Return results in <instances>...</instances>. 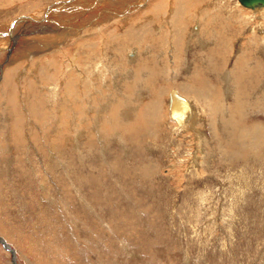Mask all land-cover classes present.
<instances>
[{"label":"rangeland","instance_id":"rangeland-1","mask_svg":"<svg viewBox=\"0 0 264 264\" xmlns=\"http://www.w3.org/2000/svg\"><path fill=\"white\" fill-rule=\"evenodd\" d=\"M58 1L63 0H0V41L6 27ZM214 1L210 0V9ZM225 1L236 6L234 8L239 10V16L245 19V23L249 21L243 24L242 36H235L234 39L233 28L238 32L239 26L234 24L232 18L224 14L219 16L220 22L229 23V30L222 31L225 33L222 39L228 47L231 45V49L226 51L223 61L225 59L228 69H232L235 55L242 49H248L243 46L240 50L241 41L252 37V34H255L254 38L264 35V11L252 13L238 5L236 0ZM168 2H173L171 5L175 8L180 2L183 5L187 1ZM136 12H132L130 20L139 16L140 12ZM118 17L111 15L108 21L102 20L100 24L111 19L117 21L113 27L116 35L119 33L121 36L125 33L122 29L125 23H120ZM86 21L90 19L84 20L87 28L89 25ZM156 24L154 22L153 26ZM161 24L160 30L163 31L158 33L159 38L164 36L163 32L170 30L172 33L170 25L171 29ZM131 25L133 30L135 24L131 22L126 23L125 27ZM192 25L194 22L187 23L185 27L187 33H192L191 43L188 42L186 46L187 53L185 51L188 62L185 69L178 68L174 79L171 74L166 75L169 61L167 58V63H163V51L169 48L164 42L157 41L155 45L145 46L143 42L131 44L119 36L120 39L112 43L122 48L128 60L134 58L125 54L128 47L137 45L143 51L131 64H124L122 54L115 59L119 74L128 66L132 75L129 73L125 88L116 83L115 86L111 85L112 88L117 86L112 95L114 98L109 101L111 109L109 106L108 110L100 109L104 102L95 101L100 111L102 137L96 138L91 130L83 132L80 155L73 147L71 138H60L51 133L44 137L43 128L36 129L28 120L30 114L24 116L27 121L23 129L17 122L14 125L17 130L8 129L11 131L5 133L1 128L0 238L9 246L12 255L0 243V264H264V148L255 146L244 150L237 146L234 135L235 129L249 127L252 123L264 126V108L251 110L250 98H244L242 115H239L237 104L241 99V92H238L242 89L249 93L251 88L256 87V82H250L256 80L259 73L252 71L247 74L241 89L239 83L223 85L222 88V78L220 80L216 74L206 72V66L203 71L200 60L210 54L207 50L213 47V43L204 48L202 55L198 54V50L203 48L197 41L198 37H195L198 33L191 31ZM260 25L262 30L258 28ZM23 32L0 51V91L4 89L6 97L12 93L14 101L19 103L18 109L25 113V109L30 111L23 104L21 106L25 88L27 84L37 85L36 73L47 71V57L53 56H49L53 40L48 36L52 34L46 32L25 35ZM68 34H64L62 40L71 45L69 40L76 38V35ZM186 35L181 39L187 43ZM69 45L68 48H71ZM262 49L247 52L255 55L252 61H258L256 67L260 73L264 70ZM148 52L154 59H150ZM181 55L182 51L175 56ZM78 62H75L77 67ZM200 63L199 74L209 79L210 85L220 87L218 91H226L221 109L227 105V112L223 115L235 124L231 126L234 132H227L218 126L216 111L211 116L214 119L209 118L212 126L207 129V114L210 115V111L201 101V115L197 123L191 124L190 121L192 128L187 123L180 127L174 123L171 125L168 122L166 125L159 122L156 126L160 130L157 129L156 136L145 133L146 123L141 115L148 101H163L160 100L163 103L161 117L167 109V88L174 87L181 80L194 83L196 87L207 86L204 81L191 80L186 76L191 70L194 71L190 75L196 74ZM104 75L108 77V83L119 82V75L113 74L114 80L111 73ZM34 79L37 80L35 83L32 82ZM234 86H237L238 92ZM39 89L44 95L45 91L40 85ZM235 90L238 100L231 97ZM261 90L259 96L263 95L264 87ZM2 96L1 92L0 99ZM216 101L213 100V104ZM14 110L9 107L4 117H12ZM107 118L118 119L115 122L118 125L112 127V121H106ZM86 127L84 124L83 128ZM115 129L119 135L117 137L113 136ZM212 130L216 136H213ZM30 131H33L32 134ZM220 149L238 151V157L225 160L229 155L222 153V157ZM62 158H65L62 160L63 167L59 160Z\"/></svg>","mask_w":264,"mask_h":264},{"label":"bare ground","instance_id":"bare-ground-1","mask_svg":"<svg viewBox=\"0 0 264 264\" xmlns=\"http://www.w3.org/2000/svg\"><path fill=\"white\" fill-rule=\"evenodd\" d=\"M150 1L153 0H63V1H58L56 4H51L49 6H46L44 9L40 10L41 12L38 11V13H34L33 15L26 16L20 21L6 27L5 30L3 31L4 35L0 41V51L3 48H5V46H7L9 42L12 41L14 42L16 36H19L21 31L22 32L24 31L23 35L27 33L30 34V33L46 32V34H52L48 36L50 37V39L53 40V42L51 43L52 46L49 43L51 46L49 47L50 48L49 56L51 55L53 56L47 57L46 63L49 66L46 68L47 71L43 72L41 70V72L36 73L35 78H37L38 80L37 85H34L32 83V84H27L26 88L24 87L25 93L23 92L24 97H23V102H21V106L23 104L25 108H30V111H27V109H25L24 110L25 113L21 112L18 109L19 103L15 102L14 99L12 98L13 94L11 93L9 95L11 98L9 96L6 97L7 93H5L4 89L3 90L1 89L2 91H0V95L2 92L3 96L0 99V116H1L0 130L2 128L3 132L7 133L6 131L8 129L15 128L14 127L15 122H17V124L20 125L21 129H23L25 127L24 124L27 121L24 120V118L26 117L27 114L28 115L30 114L28 120L30 119V123L33 124L36 129L38 128L42 130L43 128L44 137L51 133L60 138H68V139L71 138L73 142V147L79 153L78 155H80V151H81L80 148H82L83 145V141H82L83 132H87L91 130V132L96 135V138L101 139L102 137V133L100 131L101 122H99L100 118L98 115L100 111L99 108L98 109L96 108L97 103H95V101L97 102L101 101L102 103L104 102L103 107L101 106L100 109L105 108L106 110H108V106L111 109L112 104L110 102L113 97L112 95L114 89H116L117 87L116 86L115 88H112L111 85L115 86L116 83L118 86L121 87L124 86L125 88V86L127 85L126 83H128L130 74L132 75L130 69H128V66L126 68H123L120 74H119L120 70L116 69L117 67L115 63L117 61L115 62V59L116 58L119 59V55L121 56V54L122 56H124V51L122 50V48H120V46L117 45L115 46L114 44H112L115 40L120 39L119 38L120 35H118L119 33L116 35L115 29L113 27L114 25H117L116 24L117 21H113L111 19L110 20L111 22L109 21L100 24L102 20H103L102 22L108 21L111 15H115L116 17L119 16L118 19L120 18L119 20L122 21V22L120 21V23L122 24L125 23L126 25V23L128 24V22H131V24H135L134 26L136 29L134 28L133 30H131L133 27L132 25L127 27H125L124 25L125 29L124 27H122V29L125 32L123 35L121 34V36H123V40L125 41L128 40L131 44H137V43L140 44L143 42L145 46L155 45L157 41L164 42V44L167 45L169 50H167L166 52L163 51L165 55V61H163V63L164 62L167 63V58H168L169 64L167 66L168 70H166L167 71L166 75L171 74V77L173 79L177 76V73L175 72H178V68L185 69L186 63L188 62V60L185 58V51L188 50V47H186L188 42L191 43L190 36L192 33L186 32L185 27L187 23L192 24V22H194V26L192 25L193 28H191L192 29L191 31L198 33V36L195 37H198L197 41L200 42V46L203 48L198 50L199 52L198 54L201 53L202 55L204 53L203 50H205L204 48H206V46L208 45L210 46V44L213 43V47L211 46L210 49L207 50V52L210 54L200 59L202 61L203 66L201 65V63L200 65H198L197 73L194 75L193 74L190 75L189 73L194 71L191 70L188 74H186V76H188L191 80L204 81L205 84L209 87V90L208 87L205 85L204 87L203 86L196 87L194 86L195 85L194 83H186L185 81L182 80L181 82H176L174 85L173 84L175 82L174 81L172 83L174 87L167 88L168 89V90L166 89L167 92L165 91L167 95V100H166L167 109L165 110V113L161 111L163 112L162 114L164 115H161L160 117V108L163 109V103H162L163 101L161 99L160 100L162 102L157 99L153 101L150 100L146 103L147 106H144L141 116L143 118V121H145L146 123V126L144 125L145 133H148V135L156 136L157 129L160 130V127L158 128L156 126L157 124H159V122L163 124L165 123L166 125H168V122L171 125L174 123L175 126L179 125L180 127L183 126V124L185 125V123H187L189 124V127L192 128L191 124L197 123V119H199V115H201L199 106L201 105L200 104L201 101H203L204 105L208 108V111H210V115L207 114L208 116L207 129H209L211 125V120L209 118L214 119L211 116L215 114L216 111V115H218L217 116V123H219L218 126H222L227 132H229L230 130L231 132L235 131L234 134L236 139L235 141L238 147L240 146L241 148L243 149L245 148L246 150L250 149V147H255V146H262V148H264V126L258 123H252L251 125H249V127L240 128L237 131L235 129L234 131H232L233 128L231 126H234L235 124L233 125V123H231V120L227 119L226 115H223L227 112L228 109V108L226 109L227 105L225 104V107L221 109V106L222 107L224 106L223 102L225 103V98H223L225 97V93H226V91H224L225 89L222 92L218 91L217 89L218 88L220 89V87L216 88V86H212V84L210 85V80L205 79L206 77L203 78L199 74V67L202 66L204 71V67L206 66L207 67L205 69L206 72L208 73L211 72L213 73V75L216 74V76H218L220 80L222 78V80L224 81V83L221 82L222 88L223 85L230 84V86H232L231 84L235 85L239 83V88L241 89L243 83L245 82V78L248 77L247 74H251L252 71L254 73H259L256 80L250 82L251 84H253L252 82H256V87L251 88L250 91L251 94L250 92L249 93L243 92L242 89L241 91H239L237 86L236 87L234 86L235 89L237 88V92L239 91L238 93L241 92V95L239 94L241 96V99L238 100V96H237L238 93L236 94V90L233 91L231 97L234 98L235 100H238L239 102V103L237 102L239 107V115H242L241 111L243 110V104L245 103V100H243L244 98L246 99L250 98L251 110L257 109V107L258 108L260 107V109L264 108V101H262L263 100L262 96L264 95V93L263 95L261 94L262 96H259L258 94L259 92L262 91L261 90L262 87H264V78H262V76H264V70L261 72L262 73L261 74L259 68L256 67V65H258V61L257 62L256 60L252 61L255 55H253V53H249V54L247 53L249 51L261 50V48H263L262 50H264V35L260 36L259 38H254L255 34H252L253 35L252 37H249L244 41H241L240 50L245 46L248 49L247 50L242 49L240 53L238 52V54L235 55V60L232 65V69L231 68L228 69L226 65V61L225 59L223 61V58H226L225 57L227 54L226 51H229V49H231V45H229L228 47V44L225 43V41L222 39V36L225 34L223 33L225 29L229 30L228 28L229 23L228 24L223 23V21L220 22L219 16L222 17V15L224 14L226 15L227 18H232V20L235 21L234 24H236L237 27L239 26L238 32H235L233 28L234 39L235 36H242L241 34L244 28L243 24L246 25L249 23V21L245 23V19L239 16V10L237 8H234L235 5L231 6L230 3H226L227 1L225 0H215L214 1L215 4L210 9V0H204V2L203 0L202 1L185 0L187 1L186 4L184 3L182 5V3L180 2V4H178L177 7L174 8V6L171 5L174 3L173 2L170 3L168 2V0H154L153 2ZM236 1L238 5H241L242 7L250 10L252 13L264 11V7L252 9L243 6L239 2V0ZM135 11H137L136 13L140 12L139 16L130 20V16L132 12ZM122 15H124V18H122ZM85 19H90V21H86L89 25L87 28H86L87 25H85L86 23L84 22ZM38 20L39 21L43 20V21L38 22ZM154 22H157L155 27L153 26ZM32 23H34L33 26L30 25ZM161 23L166 24L167 27H169L168 25H170V27L173 30L172 33L169 32L170 30L163 32L164 36L159 38L158 33H161L163 31L162 29L160 30ZM69 25H71V28L69 27ZM110 27L113 28L111 29ZM170 27L169 29H171ZM33 28H35V30H33L32 32L31 30ZM258 28L262 30L261 25ZM78 32L80 33L78 34ZM66 33L67 35H69L68 33L76 35V38L74 37L73 39L69 40L71 45L66 44L64 40H62V38L65 36L64 34ZM185 33H187L188 35H186ZM185 35H186L185 40H188L187 43L183 41L184 39L183 40L181 39V37H184ZM207 35H209V37ZM203 37H205L206 39H204ZM219 37H221V39ZM233 38H231L230 40L231 42H233ZM206 40L209 41L204 43L203 41ZM147 41L149 43H147ZM68 45L71 46V48H68ZM252 45L255 46L254 49L251 48L253 47ZM133 50H135L134 54H132ZM142 51H143L142 48L140 50V48H138L137 45L128 47V50L125 54H128L129 55L128 57L134 56V58L128 60L127 57L125 58L124 56V60H123L124 64L126 65V64L134 63L141 56ZM181 51H182L181 57L176 58L175 55L178 53L180 54ZM173 52L175 53L174 56H173ZM147 54L149 55L151 60L154 59V57H152L150 52H148ZM192 55L193 53L191 54V56ZM77 61H79L78 62L79 67H77V65L75 64V62ZM170 64L171 66H169ZM172 66L175 68H173ZM13 70L15 71L14 67ZM104 73H111L112 80L115 79L113 78V74L116 76L119 75L118 77L120 80L117 79V81L119 82L118 83L115 82L116 80L111 82L109 80L111 83H108L107 81L108 77L105 76ZM143 73L145 72L143 71ZM144 79L146 78L144 77ZM34 81L35 79L32 82ZM119 83L120 84L125 83V85H119ZM198 83L196 85H198ZM39 85L41 89H44L45 91L44 95H42L43 92L41 93L39 89ZM133 87L137 88L134 85ZM234 87L232 88V90L234 89ZM258 87H260L259 91H258ZM119 88L118 90H120ZM160 91H161V87H160ZM128 94L130 95V93ZM5 97L6 99H4ZM211 98H213L214 101L215 100L217 101L214 102L213 104V100H211ZM10 100H12L11 103H9ZM118 100H114V101L118 102ZM9 107H11L12 110H14L15 107L14 113L12 117H8V116L4 117ZM107 119L106 121H112L110 123L112 127L118 125V123L117 124L115 123L118 119L117 120L113 118H109L108 120ZM212 122L214 121L212 120ZM84 124L87 125L86 129L83 128ZM213 129L215 130L214 127ZM116 130L117 129H115V132H113V136L115 135L117 137L119 135L118 133L116 134L117 132ZM31 132L33 131H30L29 133ZM193 135H196V133ZM28 136H30V134H28ZM213 136H216L214 135V132H213ZM75 152L73 153L74 156H75ZM219 152L221 154L225 153L226 155L227 154L229 155L228 157L224 156L225 160H231L234 158L236 159V157H238L239 154L238 151L236 152L228 151V150L226 151L224 149H220ZM221 156L223 157V154ZM64 159L63 158L59 159L61 160L60 164L62 167H63L62 160ZM0 243L1 244L4 243L1 238H0Z\"/></svg>","mask_w":264,"mask_h":264},{"label":"water","instance_id":"water-1","mask_svg":"<svg viewBox=\"0 0 264 264\" xmlns=\"http://www.w3.org/2000/svg\"><path fill=\"white\" fill-rule=\"evenodd\" d=\"M239 2L248 8H259L264 7V0H239ZM2 246L5 248L6 251H8L12 255V251L8 246H6L4 243H2ZM12 260V258H11Z\"/></svg>","mask_w":264,"mask_h":264}]
</instances>
